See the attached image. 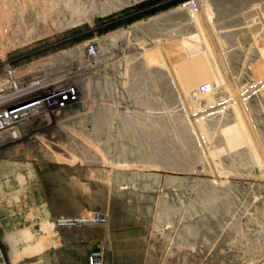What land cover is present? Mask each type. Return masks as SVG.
Returning <instances> with one entry per match:
<instances>
[{"label": "rangeland", "instance_id": "rangeland-1", "mask_svg": "<svg viewBox=\"0 0 264 264\" xmlns=\"http://www.w3.org/2000/svg\"><path fill=\"white\" fill-rule=\"evenodd\" d=\"M53 82L81 102L0 143L1 264H264V0H0V95Z\"/></svg>", "mask_w": 264, "mask_h": 264}, {"label": "built area", "instance_id": "built-area-1", "mask_svg": "<svg viewBox=\"0 0 264 264\" xmlns=\"http://www.w3.org/2000/svg\"><path fill=\"white\" fill-rule=\"evenodd\" d=\"M189 3L187 2L185 6L189 5ZM195 5L198 6L197 3ZM82 55L83 60L86 62L95 61L104 56L105 52L99 49L95 43H92L89 50H84ZM8 68L6 67L7 75ZM6 85L8 84L2 83L0 85L1 89L2 87H6ZM29 85H24V87L14 85L15 87L12 91L14 92L16 89V92L11 97L6 91L3 90L1 92L0 138L3 137V140L1 141L0 139V143H4L7 137L16 140L22 138L28 131L34 132L35 128L33 129V126L37 118L43 119L42 122H47L50 118L52 121L53 118H56V113L67 111L72 105L81 102L78 87L75 84H68L65 89L56 90L54 88L43 91L41 87L32 88ZM212 89L213 87L209 83H203L200 87L202 93L212 92ZM29 107H34V109L25 111ZM3 261L4 253L0 247V264ZM90 264H102V255L100 252H94L91 255Z\"/></svg>", "mask_w": 264, "mask_h": 264}, {"label": "bare ground", "instance_id": "bare-ground-1", "mask_svg": "<svg viewBox=\"0 0 264 264\" xmlns=\"http://www.w3.org/2000/svg\"><path fill=\"white\" fill-rule=\"evenodd\" d=\"M53 80V79H52ZM51 80V81H52ZM55 81V80H54ZM48 82V81H47ZM46 83V82H45ZM49 83V82H48ZM43 84H44V82H43ZM53 84H55L54 82L51 84H48L47 86H50L49 88L47 87L46 89H48V90H51V89H54L53 87ZM33 84H31V85H29V86H32ZM35 85V84H34ZM68 86V85H67ZM67 86H62V87H56L55 89L56 90H60V89H65ZM43 87V86H42ZM52 87V88H51ZM77 87V86H76ZM32 88H34V87H32ZM45 90V89H44ZM16 92V91H15ZM14 92H11V93H9V96L11 97V96H13L14 94H13ZM80 96V95H79ZM7 97H8V95H7ZM0 100H2V97H0ZM1 102V101H0ZM34 109V107H29V108H27V109H25V111H30V110H33ZM57 114V113H56ZM56 114H55V117H56ZM50 121H51V118L49 119ZM1 139V141L3 140V137H1L0 138Z\"/></svg>", "mask_w": 264, "mask_h": 264}]
</instances>
